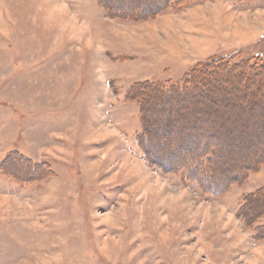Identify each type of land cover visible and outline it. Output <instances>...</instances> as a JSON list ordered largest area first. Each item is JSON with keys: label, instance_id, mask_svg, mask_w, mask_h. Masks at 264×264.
I'll list each match as a JSON object with an SVG mask.
<instances>
[{"label": "rangeland", "instance_id": "obj_1", "mask_svg": "<svg viewBox=\"0 0 264 264\" xmlns=\"http://www.w3.org/2000/svg\"><path fill=\"white\" fill-rule=\"evenodd\" d=\"M0 264H264V0H0Z\"/></svg>", "mask_w": 264, "mask_h": 264}]
</instances>
